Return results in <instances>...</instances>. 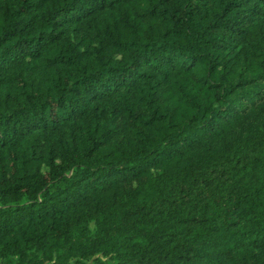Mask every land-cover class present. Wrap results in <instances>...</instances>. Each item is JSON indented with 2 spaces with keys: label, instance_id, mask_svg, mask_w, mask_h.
<instances>
[{
  "label": "trees",
  "instance_id": "1",
  "mask_svg": "<svg viewBox=\"0 0 264 264\" xmlns=\"http://www.w3.org/2000/svg\"><path fill=\"white\" fill-rule=\"evenodd\" d=\"M0 264H264V0H0Z\"/></svg>",
  "mask_w": 264,
  "mask_h": 264
}]
</instances>
